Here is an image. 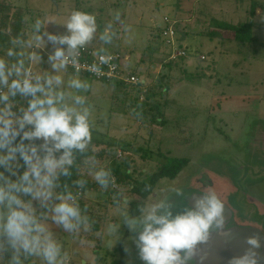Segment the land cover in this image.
Here are the masks:
<instances>
[{"label": "rangeland", "instance_id": "obj_1", "mask_svg": "<svg viewBox=\"0 0 264 264\" xmlns=\"http://www.w3.org/2000/svg\"><path fill=\"white\" fill-rule=\"evenodd\" d=\"M0 1L25 9L26 42L32 39L34 31L30 27L37 21L40 34L66 35L64 24L72 11L90 13L96 18L97 33L87 46L104 49V53L119 52L124 69L147 82L162 78L154 96L159 111L152 113L159 121L150 124L149 116L143 121L130 110L127 94L134 95L136 91L88 79L68 68L63 72L62 87L77 75L90 83V90L80 94L92 106L89 146L102 164L124 160L132 178L140 180L148 179L171 161L187 160L175 179L157 183L145 204L168 196L173 190H203L197 180L218 177L228 185L229 192L222 199L226 198L235 211L237 222L256 227L264 234V0H254L260 6L253 19L254 41L245 45L234 42L231 32L215 29L211 24L215 19L233 23L236 18L229 11L235 0ZM211 6L215 12H211ZM245 14L242 12L239 20L244 21ZM163 18L176 21L177 35L185 34L182 43L176 35V49L186 56L183 61L173 59L171 68L163 66L171 53L159 27ZM108 24H112L114 35L112 42L105 45L99 35ZM214 31L221 38L207 35ZM42 38V48L34 42L32 47H24L25 66L30 65L33 74H57L48 61L54 46L46 36ZM33 51L39 56L35 62L28 59ZM4 57L0 58L11 64ZM160 87L168 89L160 95ZM124 145L129 148L122 150L120 146ZM88 178L92 179L89 175ZM112 187L119 194L127 193L126 185L117 186L114 179ZM107 190L100 188L79 195L90 217L88 231H81L75 238L60 233L64 247L73 254L71 264H144L134 243L138 233L121 222L114 203L117 198ZM219 190L226 188L219 185ZM113 224H120L116 240L109 234Z\"/></svg>", "mask_w": 264, "mask_h": 264}, {"label": "clouds", "instance_id": "obj_2", "mask_svg": "<svg viewBox=\"0 0 264 264\" xmlns=\"http://www.w3.org/2000/svg\"><path fill=\"white\" fill-rule=\"evenodd\" d=\"M64 26L66 35L40 34L37 21L30 41H13L26 48L34 42L42 48L46 36L54 46L48 61L57 74H33L22 58L11 64L0 58V256L10 253L0 264H71L73 254L64 247L60 233L75 238L91 226L87 208L79 201L86 180L77 179L71 187L62 183V178L72 175L76 154L83 155L92 140V106L80 94L90 90V83L77 75L62 86L64 70L77 66L82 50L95 38L97 22L94 15L74 10ZM113 35V26L108 24L99 40L108 45ZM24 55L7 51L8 57ZM28 59L35 62L39 56L33 51ZM105 63L107 59L101 56L100 64ZM89 71L99 73L101 67L94 63ZM17 96L27 103L13 112ZM85 159L88 175L107 190L114 179L111 167L95 156ZM114 203L121 222L138 233L134 243L144 264H191L198 244L208 240L211 230L223 228L225 221V204L214 192L204 193L194 207L176 214L167 196L140 205L135 216L130 215L123 193ZM119 227H109L115 240ZM247 244L249 249L230 264H260L255 251L259 239L250 237Z\"/></svg>", "mask_w": 264, "mask_h": 264}, {"label": "trees", "instance_id": "obj_3", "mask_svg": "<svg viewBox=\"0 0 264 264\" xmlns=\"http://www.w3.org/2000/svg\"><path fill=\"white\" fill-rule=\"evenodd\" d=\"M249 2V16L250 19L238 23L236 25L228 24L225 22L213 21L211 22L215 29H222L233 34V41L238 44H248L254 41V37L252 34L253 30V19L256 16V10L258 9L259 4L254 0H235L238 4H243L244 2ZM25 9L20 7H14L9 4H5L0 1V57L5 56L7 59L14 63L17 59H24L23 57L13 56L8 57L7 51L12 49L14 52H24L25 48L21 45L14 44L13 41L20 40L27 43V36L24 35V28L26 26L25 23ZM31 32L34 31V27H30ZM176 31V30H175ZM179 34V33H178ZM177 35V34H176ZM185 35V34H184ZM211 36V38L219 37L221 38L220 33L217 31L211 32L207 34ZM179 39V36L177 35ZM35 48V47H34ZM25 53V52H24ZM4 57V58H5ZM184 58H180L179 60L183 61ZM176 62V61H175ZM171 64H175L173 61H166L163 63L164 67H170ZM162 66V67H163ZM30 67L31 66H27ZM32 70V69H31ZM138 79V83L136 85L123 86L121 84L116 85L114 87H123L122 89L134 90L136 91L134 95H128L130 102V110L132 114L140 116L141 120L145 121V118L149 116L151 119L149 121L150 124L158 123V119H156V114H152L153 112L159 111V106L154 102L155 96V88L158 82V86H161V79L157 82H147L143 80L138 74L132 72ZM143 80V81H141ZM160 95L164 94L168 88L160 87ZM6 90V89H3ZM128 92V91H126ZM142 98V99H141ZM26 99L17 96L13 101V112H18V110L26 106ZM152 114V115H151ZM158 114V113H157ZM122 150H127L129 146L124 145L120 146ZM142 154L141 152H139ZM87 156H94L90 150V146L88 150L83 154H76V160L73 168L71 169L72 175L68 178H62V183H67L69 186H72V182L77 179L86 180V184L83 190L80 191V196L84 195L87 192H97L100 190L99 185H97L92 179L88 178L89 166L86 161ZM187 165V160L180 159L169 162L168 164L160 167L156 172H154L148 179H133L131 170L129 165L123 161H111V164L108 165L112 169L114 183L117 186L120 184H125L127 187V193L125 197L128 199L127 209L130 215H139V206L145 204V200L153 193L157 183L162 179H175L181 170ZM139 176H142L141 171L138 173ZM99 188V189H98ZM109 193L113 195L115 198L118 197L119 191L113 189L112 185H110ZM75 191V188H72ZM108 191V190H107ZM82 199V198H81ZM79 199V201L81 200ZM10 256V253H3L0 256V259L7 260Z\"/></svg>", "mask_w": 264, "mask_h": 264}, {"label": "water", "instance_id": "obj_4", "mask_svg": "<svg viewBox=\"0 0 264 264\" xmlns=\"http://www.w3.org/2000/svg\"><path fill=\"white\" fill-rule=\"evenodd\" d=\"M179 43L184 42L185 35L179 33ZM209 186L214 183V188L217 190L219 185H223L227 191L228 185L223 179L218 177L209 178L205 176ZM223 182V183H222ZM183 193L176 195L172 193L168 195L169 202L173 205V214L183 211L185 208L195 206V200L199 199L204 193V190L195 188H185L181 190ZM218 196V195H217ZM225 204L224 206V225L221 229H214L210 231L209 238L206 242L198 244L197 254L191 261V264H230L234 257L242 256L250 245L247 240L250 237H257L259 239L260 247L255 249L258 254L260 264H264V235L257 228L248 225L239 224L234 218V212L227 205V203L218 196Z\"/></svg>", "mask_w": 264, "mask_h": 264}, {"label": "built area", "instance_id": "obj_5", "mask_svg": "<svg viewBox=\"0 0 264 264\" xmlns=\"http://www.w3.org/2000/svg\"><path fill=\"white\" fill-rule=\"evenodd\" d=\"M175 25L176 21L163 18L162 24L159 26L162 37L165 39V46L171 48L168 61L186 56L184 51L176 49ZM101 56L107 59V63L100 64ZM94 63L100 65L101 71L99 73L89 71V67ZM123 65V59L119 52L104 53L96 48L86 46L81 52L77 66L74 68L69 65L67 68L75 74L105 84L136 85L139 82L137 77L132 71L125 70Z\"/></svg>", "mask_w": 264, "mask_h": 264}, {"label": "crops", "instance_id": "obj_6", "mask_svg": "<svg viewBox=\"0 0 264 264\" xmlns=\"http://www.w3.org/2000/svg\"><path fill=\"white\" fill-rule=\"evenodd\" d=\"M219 1H221V2H225V0H219ZM219 1H216L215 3H218ZM234 4H235L234 8H231V7H230L229 14L232 15L233 17H235L236 20H234V22H233V23H230V24L235 25V24H237L238 22L241 23V22H244V21L250 19V18L247 19V5H248L247 2H244L243 4H238L237 2H235ZM212 11L215 12V8H214V7L212 8V6H211V12H212ZM242 12H243V13L246 12V14L244 15V17H245L244 21L239 20V18L242 16ZM241 19H242V18H241ZM238 20H239V21H238ZM215 21H218V20L215 19ZM211 24H212V23H211ZM212 25H213V24H212ZM213 27H214V26H213ZM41 52H42V51H41ZM124 67H125V66H124Z\"/></svg>", "mask_w": 264, "mask_h": 264}, {"label": "flooded vegetation", "instance_id": "obj_7", "mask_svg": "<svg viewBox=\"0 0 264 264\" xmlns=\"http://www.w3.org/2000/svg\"><path fill=\"white\" fill-rule=\"evenodd\" d=\"M203 177V176H202ZM205 177V176H204ZM201 179V178H200ZM197 182H199V186L202 188L203 187V190L205 191V192H214L216 195H218V196H221L222 198L226 195V193L227 192H229V190L228 191H224V192H222V191H220L219 190V188L217 189V190H215V188H214V183L212 182V186H209V184H208V182L207 181H203V180H197ZM226 199V198H225ZM224 199V201L227 203V205L230 207V205L228 204V202H227V199L225 200ZM231 208V207H230ZM232 209V208H231ZM233 212H234V218H235V220H236V213H235V211L233 210ZM237 221V220H236ZM249 226H251V225H249ZM256 228V227H255ZM260 230V229H259ZM261 231V230H260ZM261 233H262V231H261ZM263 234V233H262ZM264 235V234H263Z\"/></svg>", "mask_w": 264, "mask_h": 264}]
</instances>
